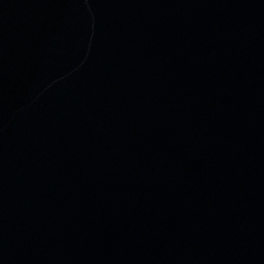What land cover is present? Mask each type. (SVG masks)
<instances>
[{"label":"water","instance_id":"obj_1","mask_svg":"<svg viewBox=\"0 0 264 264\" xmlns=\"http://www.w3.org/2000/svg\"><path fill=\"white\" fill-rule=\"evenodd\" d=\"M0 264H264V0H0Z\"/></svg>","mask_w":264,"mask_h":264}]
</instances>
